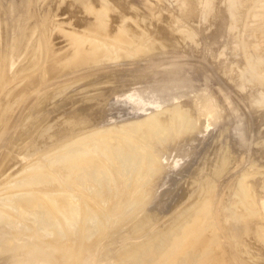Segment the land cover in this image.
Listing matches in <instances>:
<instances>
[{
  "label": "rangeland",
  "instance_id": "rangeland-1",
  "mask_svg": "<svg viewBox=\"0 0 264 264\" xmlns=\"http://www.w3.org/2000/svg\"><path fill=\"white\" fill-rule=\"evenodd\" d=\"M65 1L66 0H0V57L2 55V52L6 51L7 57L12 58L15 61V64L13 63L11 67L10 64L5 65L4 68L6 72L13 71L20 62L22 63L25 61V59L28 57L27 54L30 55V52H32V42L36 37L44 38V35L41 34L43 30V20L48 23L47 28H44L45 31L48 32V35L52 33V23H50L52 22V20L48 21L46 19L47 17H51L50 14H52V18H56V20L59 16L64 18L66 17V22L57 23L59 27L68 29L74 33H76L77 31H79V33L83 32L84 24H82V22H79V19H76L78 18L79 13L76 15L77 17L73 15V18L77 21L76 23L72 17H69L70 19L68 18V15H71L73 11H75L73 14L77 13L75 10L76 7H73L75 9L71 13H69L73 8L69 3H67V6L69 7L66 6L64 8V6L66 5ZM116 1L117 0H112L111 2L112 7L114 8L113 13L116 15L117 10H120L121 12L123 10L122 13L119 11L121 15L117 14L118 16H120L118 18L120 20H124L125 18V22L130 21L129 24L133 25L131 28L134 27L135 29L137 27L135 19H133L134 14H136L134 17L139 15L138 17L140 20H138V17H136V21H143L142 19L144 18L142 15L149 16L150 13L154 15V17H152L153 15L150 14L149 17H152L155 20L149 19V17H145V23L141 22L142 25H139V27L135 29L139 30L145 28L144 30L146 32L143 31V34L144 36L147 35V37L145 36L146 38L143 39H146V42L148 41L147 44H150L148 45L150 46L148 48V53L151 55H149L147 52H144L143 55L142 53L141 55L139 53L141 57L136 56V58L131 59L133 56H127L129 53H120L124 49L122 48V46H119L117 48L120 50H118L119 58L113 57L108 54H106V56L104 54L101 55L100 57L105 56V59L100 58V61L94 63L99 64L100 62H102L99 65L94 66L93 64H90V69L94 67L95 71H92L94 69L90 70L88 68L89 71H91L89 72V75H87L88 73H85V71L83 72V74L66 73L67 75L65 74V76L60 75L59 78L62 77L60 81H58L60 84L56 82V85L58 86H54V82L59 80V78L55 77V80L53 78L51 80L50 78V80H48V83L53 81V87L52 85V88L43 87L40 88L38 92L43 93L44 88L52 89L49 90V92H53V94L50 95L53 97H55V95H58L57 98L60 97L64 101L63 105L69 100V98L70 102L75 101V99L78 101V103H74V105L68 101L67 104L69 103L72 105H69L67 107V105L65 104V108L63 107L61 109L60 107H58L62 104L60 102V98L57 100V98H50L48 96V98H43L41 99V101L43 102V100L45 101L46 99H52L51 102L50 100H47L44 102V104L41 103L42 106L39 105L38 108H36L37 106H35L34 101H29V98L25 99V96L29 94V92H23L19 89L18 86H16L15 91L18 96L13 95L7 98V105L11 106L10 110L8 111L10 117L8 119H4L1 115L0 118V127L2 126V124L6 123L0 129V191L3 190V186L5 185L4 182H6L7 179H10L11 182L12 179L17 178H13V175H16L18 173L16 175L18 176L23 165L27 164L30 160L39 159L41 155L46 156L48 153H43L45 152L46 148L47 151L51 150L53 148L52 145H56V143H58L56 146H54L58 147L61 144L59 142H62V139V143H64V141L70 140L67 139L69 138V136L75 137L74 134L81 129V126H79L81 123L84 128V123H86L85 120L87 117L84 115L87 113L90 114L92 111H94L95 113H97V115L93 114L94 112L90 114L91 116L89 115L87 118H89V121L93 118V123H91L90 125V122H88L87 119V126L91 127H85L86 130L82 128L84 131L80 130L79 132H88V130H93L92 126H94V128L102 127L101 129L111 130L112 132H114L113 129H115L118 130L116 131L117 133H122L121 131L123 129L121 128L126 127L125 125L129 127L128 124L130 123H135V121L138 122L142 119L152 116L158 122H161L164 126H166L168 132L166 136H164L165 134H160L161 137L159 138V140H157V138H154L156 136L159 137V135L154 136V140H149V144L139 143L142 148H145V150L150 149L154 152L153 155H155L156 157L153 158L155 159V163H158V167L157 165H155V169L158 170H155L156 172L154 171L153 173L154 175L155 173H157V175L153 177L151 176V174L150 177H152L153 179H149L148 177L149 181L151 182H148V179L146 181V183H150L151 187H146L147 185L144 187L147 189H151H148L149 195L147 197V201L145 199L147 195L142 191L145 201L142 202H144L145 204H141V200H139L138 205L141 206V211L139 210L140 206L137 205L135 207L136 211L131 210L133 212L129 213L131 211H126V204L128 203V201L125 199L120 201V196L114 194V192L111 193L114 194V196L110 194L111 196H113L111 201L121 202L119 204L121 205L119 206V209L113 208L109 212L110 214H112L113 211L120 210L117 212V214H119L117 215L118 218L116 217L117 219H115L114 223H112L115 225L111 224L113 227L110 225L108 229L113 230L115 228V230H113L114 233L107 230V233L105 232V235L101 237L98 243H93L91 248L84 249L80 255L78 254L75 257L73 264H110L112 262H117V259H119V262L116 264H122L123 259L125 260L124 257L126 256V253H124L123 251L126 250L127 246H135L139 244L138 246L141 247L147 241L158 239L161 237L163 239L165 233H167L170 228L178 222V220H180L182 217H184V215L188 213V209H190L191 211V208L193 207H191V205L200 203L201 201L205 200L206 196L208 195V200L213 205V208H210V212L214 211L212 212L214 214L211 213V216L214 217L213 219L214 221H216V224L218 226V228L216 226L215 229H219L220 232L218 230L214 231L219 232L217 233L219 243L224 240L222 243H220V245L223 246V244H226L223 247H225V249H228L229 243L227 242H230L231 244V238L237 241H239L240 239L238 245L244 249L245 246H247L245 250L248 251V248L250 249L248 251V253H250V256H254L253 253L255 252H261L262 258L264 259V247L262 249V246H264L263 243H255L256 241H252L254 240L253 237L250 236L253 239L247 238L249 237V235H246V237H240L242 231L240 229L242 228L241 224V227L239 226V224H237V226L234 225L236 226L235 228L238 230V232L234 228L233 234L229 232V235H232L228 236L226 234L227 238L225 236L224 238L222 237V234L226 233L225 230L227 229L229 231L231 228V223L225 219L227 217V215H225L227 213L225 206L230 202L234 203V205H237L240 201V197L236 192V186L239 179H250L248 183L250 182L249 185L253 193L252 198L256 199V205L258 208H260L261 201L263 200L262 204L264 207V192L260 190V186H262L264 183V75L261 79H256V77L254 78L253 76H251L252 73L256 75L260 72H263L262 74H264V71H259L260 69L264 70V68L262 67L264 66V63L262 66H260L259 64H262V59H264V0H208L209 5L207 6L205 4H201L205 3L206 0H194V2H192L193 0H190V5L193 6L191 7V11H188L183 7V0H139V2L137 0H134V3L138 4V6L146 4L147 9L142 6L144 10L146 9L145 11L142 9H138L139 7L134 6L131 2L127 1L126 3V0H121L122 3H120L122 6L124 5L123 3H130L129 5H132L128 7V9L134 8L132 9L133 11L129 9L132 12L126 10V6L122 7L121 5H118V7H115L117 6V3L120 4V0H118L117 3ZM140 1L144 3L141 4ZM57 2H61V4H58ZM92 2H95L92 4L99 3L97 0H92ZM58 5L63 6V8H58ZM120 6L123 9H119ZM235 6L238 9L235 8ZM232 7H234L235 9ZM57 9H61V13L62 11L64 12L65 9L66 12L67 10L69 12H67V14L64 12V14L61 15L59 11L57 12ZM231 9L234 10V14L239 11L238 14L231 16ZM136 10H142V13L141 11L138 13ZM248 10L250 13L248 12ZM134 11H136L137 13ZM147 12L149 14H147ZM128 13H130L131 17L128 15ZM140 13L142 15H140ZM56 15L58 16L56 17ZM238 15L240 17L244 16V19L242 17L240 19L239 17H237ZM127 16H129V18L131 19L126 18ZM165 17H168L170 19ZM231 17H233L234 19ZM158 19H162V21L166 23ZM68 20L71 23L74 22L77 25L79 23V26L74 24L75 27H73L74 25L71 24ZM150 20H152L153 22L151 21L150 23ZM152 23H154L155 25ZM160 23H164L163 26ZM150 24L154 26L151 25L152 27H149ZM144 25L148 26L144 27ZM160 25L164 28L160 27ZM147 28L148 30H146ZM170 29H172V34H170L171 32H168V30ZM185 29H187L188 31ZM156 30L160 32H156ZM189 30L193 32H190ZM135 32L136 31L133 30L132 35ZM163 32L167 33V36H165V38L163 35H166V33L164 34ZM158 34H163L161 36L162 38L159 37ZM51 35L53 36L54 34L52 33ZM168 35H170V37ZM172 35H174L176 39L172 37ZM167 37L169 38L167 39ZM50 38H52L51 40L54 41V43L59 39H54L51 36ZM159 38L160 40L164 41H161L162 43H164V46L159 43ZM150 39H152V41H150ZM153 42L156 43L155 49L151 48L154 44ZM170 42L172 43V46H169ZM166 43H168L169 45ZM58 45L59 44L57 43L54 46L57 48ZM158 47L160 50H158ZM152 49H154V53L150 52ZM25 55L27 57L23 58L25 57ZM35 55L39 57V54ZM107 55L111 57H108L106 59ZM123 55H126L127 57ZM136 55H138V53H136ZM255 56H259L262 58L260 60L259 57ZM128 57H130V60H128ZM40 58L42 59V56L38 59L40 60ZM109 58L119 59L115 62L113 61L116 64H112L108 61L113 68H116L115 70L112 67L109 68L111 66L109 65V63L106 64L109 67H105L106 65L101 68L98 67L102 64H105L104 60H111ZM21 59L24 60L19 62V60ZM101 59L103 61H101ZM117 64L119 66H113ZM98 68L100 70H98ZM102 68H104V71L107 70V72L110 71V69H113L112 71H110L111 73H113V71L118 72H114L113 74L115 75H113L111 73L107 74L105 73L106 71H103L104 75H100V73H97V71L101 72ZM129 69H131L129 72H132L133 76L127 78V76L132 75L131 73L127 72ZM124 71L127 72V74ZM257 71L258 73H256ZM94 72H96L99 77H104V81L102 83V78H99L97 80V76H94L96 75L94 74ZM19 73L22 74L21 67L19 68ZM106 74L110 77L113 75V77L107 80L106 77L109 78V76H107ZM122 74H124L125 77L122 76ZM118 75H120V77ZM69 76H72L73 78H70ZM93 76L96 77V79H94ZM87 78L94 80H91L93 82H89L90 80L88 81ZM62 79L63 81H61ZM65 80V84H63ZM87 81L89 82V84H86V86L85 83H88ZM105 81L107 83H104ZM94 85H101L102 87H95ZM62 86H65L63 87L64 89H61ZM71 86L73 87L71 88ZM104 86L105 88L103 90L102 88ZM54 87L56 88V90H53ZM57 87H59L60 89ZM78 88H81L82 91ZM88 88H90L89 91H87ZM58 89L59 91H57ZM66 89H70L69 92L71 93L69 94L67 90V95H63V93H61L62 91L60 90L65 91ZM85 89L86 91H84ZM94 89L96 90V93L100 94H94L95 92H92L95 91ZM55 91L58 93H56ZM73 91H75L76 93ZM79 91L81 93L84 92L87 94L83 93L82 95L81 93H79ZM77 93L79 94L78 97L77 95H75ZM88 93L93 96L90 97ZM73 94L75 96H73ZM61 95L62 97H65L62 98ZM68 95L69 98L66 101V96ZM80 96L84 98L85 96H88L90 98L86 97L84 99ZM73 97L76 98L72 100ZM79 97L82 100H78ZM54 99L57 100V102L55 100L56 105H54L55 102H52L54 101ZM80 101H83V103H85L83 104L81 102V104L84 106L83 108L89 109L91 107V112H88V109L86 112V109H83L82 106L77 107V109L80 110L78 111L76 109V106L80 103ZM52 103L55 107L57 106L56 108L58 110H53V108L55 107H51ZM89 103H91V105H88ZM92 103L96 104L92 105ZM43 105L46 106L44 111H41L42 113L47 111L51 114L54 111H58V113L61 114L58 115V113L56 112V117L51 114V117H49V119L47 117V115H49L47 112L44 113L46 117L42 113H40V110H42V107H44ZM48 105H50L51 109H46ZM72 106L73 110L71 111ZM36 110L39 112H36ZM68 112L72 114L68 115ZM75 112L78 114V117L76 116ZM81 112L83 114H80ZM65 113L68 116L66 118H70L71 116L74 117V115L78 120L81 115L83 116V118H85H82L84 121L80 118L82 122L76 120L75 123L73 122V118L71 119L72 121L70 122H72V124L74 123V125L77 123V121L80 123L78 124L80 129H78L77 132L74 131V133V125H71L70 122L68 123V120L70 119L66 120L63 117L65 116ZM61 115L64 119L61 117ZM92 115L96 116L93 117ZM38 116L39 120H36ZM180 116H183V119L185 120L182 123L185 124V126H181L184 129L178 127V125H181V122H178ZM52 117L55 121V124H52ZM44 118H46V122L44 121ZM59 118H61L60 121L63 120L62 124L64 131L70 130L71 128V132H73L74 134L69 131V133H67V131L63 132V129L61 128L62 124H60L61 122L59 121ZM57 120L59 121V124H56ZM49 121L51 123H49ZM187 122L189 124H187ZM22 123L31 124V134H28V139L25 138L26 135H21L20 137L23 138L24 141L22 139L17 141L19 138H14L15 141L10 143L12 140H10L11 136H9V132L13 131L12 125H17V129L18 126ZM32 123H35L36 125ZM44 123H47L46 125L48 127L51 126V124L56 128L58 126V129L54 128V126L48 128L47 126L43 125ZM64 123L65 126L66 124H69L71 125V127L66 129ZM42 126H45L49 130L50 128H53L50 131L57 133V138L55 139L59 141L55 142V140L53 139L54 141L51 144L52 140L50 139L56 137V134H53L52 132H46L48 130L46 128H42ZM75 127H77V124ZM5 129H10L11 131L8 132V130ZM75 130H77V128ZM4 131L7 132L5 133ZM42 131H44L45 134ZM123 131L125 132L127 130L124 128ZM79 132L78 134H82V132ZM46 133L52 134L49 135L50 139L45 138L47 137ZM41 134L45 135V137L42 136L41 138ZM15 136L19 135L17 134ZM13 137L11 139H13ZM44 139H46V141L47 139H49L48 141H51V145L47 144L49 142H45ZM9 140L10 142H8ZM8 143H10L11 147L7 145ZM14 143L18 144L13 145ZM7 149H11V151ZM26 149L27 151L33 152V155H35L36 157L33 155L30 156L29 154L22 153L24 152L23 150ZM25 153L29 152L25 151ZM39 153L43 154L39 155ZM150 153L152 154V152ZM25 155H28V157ZM43 156L41 157L42 159L39 160L43 161L44 159H46L45 157L43 158ZM156 158H158L157 162ZM223 160H227L228 164L226 161L223 162ZM224 163L229 169L223 166ZM217 166H219V169L217 168ZM217 169L220 171V173H222L220 174ZM13 172L17 173L12 174ZM219 177H224L225 179H219ZM207 180L212 181L213 183V190L210 192L212 194H210L209 192L207 193L204 190ZM8 182L9 180L7 181V183ZM115 183H118V181ZM115 183L114 185H116ZM111 185V188H115L113 184ZM119 185L121 186V184ZM147 189H145L144 192H146ZM112 191H114V189ZM187 201H190V203H188L189 205H187ZM219 201L222 202L220 205L218 203ZM183 204L187 206H184ZM124 206L125 209L123 210ZM236 209H239V207ZM137 212L142 213H140V215L135 214ZM133 214H135L136 217L132 216ZM149 214L154 215L149 216ZM176 214L178 216H176ZM145 215H148V218L145 219L146 221H144V218H146L144 217ZM128 216L134 217L132 218V220L137 217L139 218L138 221L137 219L131 221V218L129 217L128 219ZM33 218L35 220L33 222L34 225L31 226H35L37 228V224H41L42 222H39L40 220H37L36 217ZM223 218L225 219V221ZM126 219H128L131 223V225L128 226L129 229H127L126 224L128 220ZM122 220L126 223L125 225L122 224ZM141 221L144 224H141ZM219 225L222 226V229H220L221 226ZM0 227L3 228L1 230V236L6 239V248L13 249V247L11 246L16 243L17 240L15 241V239L19 233H17L13 229H8L7 226H4L2 224H0ZM31 229L32 228H30V230ZM223 230L224 233H222ZM26 233L21 234L25 243V246L23 248L29 247L30 243H33L37 249L40 247H42L43 249H50L52 247L45 246L43 242L40 243L41 241L48 242L53 246L55 244H58L53 243L49 239L47 240L45 238H39L35 235H29V231L27 229ZM96 233H98V230ZM99 236L100 235H98V237ZM220 237H222L223 240H221ZM236 237L238 239H235ZM253 242L254 244H250ZM258 244H261L262 246L259 247ZM251 250L253 253L251 252ZM61 254L62 253L58 252V255ZM118 254L120 255L118 256ZM121 256L123 259H121L120 261ZM248 258L251 260L250 257ZM13 259L14 256H0V264H13ZM234 261H238L236 264H248L243 260L234 259ZM233 263L234 262H232L231 264Z\"/></svg>",
  "mask_w": 264,
  "mask_h": 264
},
{
  "label": "bare ground",
  "instance_id": "bare-ground-1",
  "mask_svg": "<svg viewBox=\"0 0 264 264\" xmlns=\"http://www.w3.org/2000/svg\"><path fill=\"white\" fill-rule=\"evenodd\" d=\"M66 1H68V2H66ZM66 1H65L66 5L64 6V8L67 6V3H69L72 6V8L76 7V9L73 8V9H71L70 12L68 10H67V12L71 13L74 9L77 12V13L73 14L75 12V11H73L71 13V15L69 14L70 16L68 15V18L69 17L73 18L74 17L73 15L76 16L79 13L78 18H76L77 16L75 18L79 19L80 20L79 22H82V24H84L83 25L84 26L83 32L79 33V31H77L78 33L77 32L74 33L68 29L59 27L57 23L58 22H66L67 21V19H65L66 17L64 18V17L59 16L56 20V18H52L53 16H52V14H50L51 17H47L46 19L48 21L52 20V22H50V23H52L51 32L54 35L52 36L51 35L52 33H50L48 35V32L45 31L48 23H46V21L43 20V23H42L43 30H42L41 34L44 35V38H42V37L37 38L36 37L33 40V42H32L33 46H31L32 52L29 51L30 55L27 54L28 57L26 55H25V57H23V58L27 57L25 59V61L22 62L23 64L20 61H23L24 59L19 60L20 63L15 67V69L13 71H10V67L13 65V63L15 64V61L12 58L7 57L6 51H4V52L1 51L2 55L0 57V118H1V115L4 119L5 118L8 119L10 117V114L8 111L10 110L11 106L7 105V98L9 96H13V95L18 96V94L15 91L16 86H18L19 89L23 92H29V94H27L25 96V99L29 98L28 99L29 101H34L35 106H37L36 108H38V106L41 105V103L44 104L45 101L50 100V102H51V100H52V99H46L45 101L43 100V102H42L41 99L46 98L47 96L50 98L53 97L50 95V94H53V92L52 91L49 92V90H52V89L44 88L43 93L38 92V90L40 88H43V87H49L50 88L51 85L53 87L54 84H55L54 86H58L56 84L59 83L58 81H60V79L62 78V77L59 78L60 75L65 76L66 73L83 74L84 71H85V73L86 72L88 73L87 75H89V72H91V71H89L90 66H91L90 64H93L94 66L101 64L102 62H100L99 64H94V63H96L97 61H100V58L105 59L104 57L106 56V54L119 58V55H118L119 49H117L119 46H122V48L124 49L120 53H122V52L123 53H126V52L129 53L127 56H130V57L133 56L131 59L136 58V56L141 57L140 56L141 53H142V55L144 52L148 53V48L150 47L148 45H150V44H147L148 41L146 42V39H143V38L147 37V35H145L146 36L145 37L143 34L144 33L143 31H145L144 30L145 28L139 29V30L137 29L138 31L135 30L137 27H139V25H142L141 22L145 21L144 20L145 17L147 18L151 14V13L149 14L148 12H147V14H149V16H147V15L144 16L141 14L142 10H144V8H146V6H147L146 4L138 6V4L134 3V0H133V2H132V0H126V3H127V1L131 2L134 6H138L139 7L138 9H142V10H140L141 11L140 15L143 16V18H144V19H142L143 21H136V17H138L139 15L134 17L136 14L133 13L134 14L133 19H135V23L137 26L134 29V27L131 28L133 25L129 24L130 21L125 22L124 21L125 18H124V20H122V19L120 20L118 18L120 16H118L117 14H120L119 13L120 10L119 11L117 10V12L115 11L116 15L113 13L114 8L111 5L112 0H97L99 2L98 4H92V3H95V2H92V0H66ZM93 1H95V0H93ZM109 1H110V3H109ZM117 1H116V3H117ZM137 1L139 2V0H137ZM120 2H121V0L119 1V3ZM192 2H194V0ZM121 3L120 4L117 3L116 4L117 6H115V7H118V5H121ZM126 3H123L124 4L123 6L124 7L126 6V10L132 12L133 11L132 9H134V8H132V9L129 8L132 11L128 9V7L132 6V5H129L130 3L129 4H126ZM142 3H144V2H141V4ZM190 3H191L190 0H183V7L186 8L188 11H191V9H192L191 7H193L190 5ZM58 4H61V2H59ZM201 4H205L207 6V5H209V1L206 0L205 3H201ZM95 5H97V6H95ZM121 6L119 7V9H121L123 7V6L122 7ZM142 6H144V8H142ZM67 7H69V6H67ZM58 8H63V6L58 5ZM232 8H234V7H232ZM235 8H237V7L235 6ZM67 9H69V8H67ZM248 9H250V8H248ZM58 11L61 13V9H59V10L57 9V12ZM128 11H126V12H128ZM136 11H134V12H136ZM140 11L138 10L137 12L139 13ZM233 11L234 10H232V12H231V16L236 15L239 12L238 11L236 14H234ZM64 12L67 14L66 9ZM64 12L62 11L61 15L64 14ZM122 12H123V10H122ZM159 12H160V10H159ZM248 12H249V10H248ZM128 15L131 17L130 13H128ZM151 15H153V14H151ZM57 16L58 15H56V17ZM129 16H127L126 18H129ZM165 16H167V15H165ZM152 17H154V15ZM152 17H149V19L155 20ZM233 17H231V18H233ZM237 17H239L240 19L242 17L244 19V16L240 17L238 15ZM22 18H23V16H22ZM48 18H50V19H48ZM165 18H168V17H165ZM76 19H74L75 23L77 22ZM129 19H131V18H129ZM168 19H170V18H168ZM233 19H231V20H233ZM110 20H111V22H110ZM138 20H140L139 17H138ZM152 20H150V23ZM158 20L162 21V19H158ZM146 22H148V21H146ZM162 22H164V21H162ZM75 23L73 22L71 24L74 25ZM164 23H166V22H164ZM234 23H238V22H234ZM152 24H154V23H152ZM152 24H150L149 27H152L155 25V24L154 25H152ZM163 24H161V25L163 26ZM232 24H233V22H232ZM67 25H69V24H67ZM75 25H77V24H75ZM75 25L73 27H75ZM161 25H160V27H162ZM77 26H79V23ZM146 26H148V25H144V27H146ZM67 27H69V26H67ZM165 27H166V25H165ZM162 28H164V27H162ZM162 28H161V30H162ZM133 30L136 32L132 35ZM146 30H148V28ZM171 30L172 29L168 30V32H171ZM185 30H187V29H185ZM191 30H193V29H191ZM263 30H264V28H263ZM156 32H160V31L156 30ZM190 32H193V31H190ZM163 33L165 34L166 32H163ZM170 34H172V32ZM156 35H157V33H156ZM158 35H159V37H161L163 34L162 35L158 34ZM50 36L53 37L54 39H58V38L59 39L54 43V41L51 40L52 38H50ZM163 36L165 38V36H167V33H166V35H163ZM168 36L170 37V35H168ZM169 37H167V39ZM172 37H174V35H172ZM193 38H195V37H193ZM159 40H160V38H159ZM150 41H152V39H150ZM161 41H163V40H160L159 43H161L162 46H164V43H162ZM194 41H195V39H194ZM57 43L59 45L56 48L54 45H56ZM168 43H166V44H168ZM174 43H176V42H174ZM171 44L172 43L170 42V45L169 44L168 45L172 46ZM155 45H156V43H154L153 44L154 47L152 46L151 48L155 49ZM154 49H152L150 52L154 53ZM156 49H157V47H156ZM2 50H4V49H2ZM158 50H160L159 47H158ZM136 53H138V55H136ZM139 53H140V55H139ZM35 54H39V57L42 56V59L40 58V60H39L38 59L39 57L36 56ZM103 54L105 56L100 57ZM108 55H107L106 59L108 57H111ZM116 55H118V56H116ZM149 55H151V54H149ZM123 56L127 57L126 55H123ZM130 57H128V60H130L129 59ZM255 57H259V56H255ZM112 58H109L111 60H104L105 64H102L98 67L101 68L104 65L108 64L109 62H111L113 64L115 61L119 60L118 58L117 59H115V58L112 59ZM259 58L261 60L262 57H259ZM141 59H143V58H141ZM125 60H127V59H125ZM101 61H103V60L101 59ZM263 63H264V59H262V64L259 63L260 66H262ZM7 64H10V67H9L10 72H8V71L6 72V70L4 68L5 65H7ZM114 64H116V63H114ZM109 65H111V64L109 63ZM107 66L108 65H106L105 67H107ZM113 66L117 67L119 65L117 64V65H113ZM257 66H258V64H257ZM260 66H259V68H260ZM20 67H21L22 74L19 73ZM111 67H112V65L109 68H111ZM262 67L264 68V66H262ZM99 68H98V70H100ZM92 69H94V67L91 68L90 70H92ZM113 69L115 70L116 68H113ZM113 69H110V71H112ZM86 70H88V71H86ZM130 70L131 69H129L128 71L126 70V71L129 72ZM254 70H256V69H254ZM261 70L264 71L263 69H260L259 71H261ZM92 71H95V69ZM103 71H104V68H102V71H101L102 73L98 72V71H97V73H100V75H101V74H103ZM105 71L104 72L107 74L111 73L110 71H108L109 73L107 72V70H105ZM114 72H118V71H113V73ZM127 72H125V73L127 74ZM113 73H111V74H113ZM129 73L132 74V72H129ZM256 73H258V71ZM262 73L263 72H260L259 74H256V75L254 73H252L251 76H253L254 78L256 77V79H261L264 75ZM94 74H96V72H94ZM124 74H122V76L125 77ZM113 75H115V74H113ZM113 75L111 77H113ZM94 76H97V80L99 78H102L101 79L102 81L100 80L101 83L104 81L103 76L99 77V75H97V74ZM94 76H93V78L96 79V77H94ZM107 76H109V75H107ZM118 76L120 77V75H118ZM132 76H133V74L131 76H127V78L132 77ZM55 77L59 78V80L56 79L57 81H55L54 84L52 83L53 81L48 83V80H50V78L52 80V78L54 79ZM111 77L109 76V78L108 77H106V78H107V80H109ZM70 78H73V77L71 76ZM63 79H65V78H63ZM63 79L61 81H63ZM94 79L87 78L88 81L90 80L89 82H93L91 80H94ZM118 79H120V78H118ZM82 81H84V80H82ZM65 82H66V80L63 82V84H65ZM89 82L85 83V85L89 84ZM94 82H96V81H94ZM104 83H107V82L105 81ZM71 84H73V83H71ZM92 84H94V83H92ZM90 85H91V83H90ZM241 85H243V84H241ZM65 86H62L61 89H64L63 87H65ZM97 86H99V85H97ZM97 86H95V87H97ZM72 87L73 86H71V88ZM106 87H107V85H106ZM57 88H59V87H57ZM104 88H105V86L102 89L104 90ZM59 89L57 91H59ZM70 89H66L65 91L64 90H60V91H62L61 93H63V95H65V94L67 95L66 91L68 90V92H69ZM78 89H81V88H78ZM32 90H34V91H32ZM53 90H56V88L54 87ZM89 90H90V88H88L87 91H89ZM81 91H82V89H81ZM84 91H86V89ZM64 92H66V93H64ZM73 92H75V91H73ZM92 92H95L94 94H100V93H96V90L92 91ZM56 93H58V92H56ZM70 93L71 92H69V94ZM79 93H81V92L79 91ZM83 93H81V94L83 95ZM84 94H87V93H84ZM75 95H77V97L79 96L78 93ZM75 95L73 94V96H75ZM57 96L55 95V97H53V98H57ZM89 96L92 97L93 95L91 96V94H89ZM61 97H62V95H61ZM64 97L65 96H63L62 98H64ZM66 97H67L66 98V101H67L69 98V95ZM86 97H88V96H85V98ZM90 97H88V98H90ZM59 98H57V100ZM75 98L73 97L72 100H74ZM79 98H78V100H82L81 98H84V97H81L80 99ZM55 100L56 99H54V101H52V102H55ZM57 100H56V102H57ZM60 100H61L60 102L62 103V104L59 103L62 105V106L61 105L58 106V107H60V109L66 105L68 107L69 105H72V104L74 105V103H78V101L76 99H75V101L70 102L69 101L70 98H69L68 101L72 104H69V103L67 104V102H68L67 101V102H65L66 105L65 104L63 105L64 101L61 98H60ZM56 102L54 103V105H56ZM81 102L83 103V101H80V103H79L80 105L79 104L77 106L75 105L76 109H77V107H81V106H82V108L84 107L81 104ZM83 104H85V103H83ZM94 104H96V103H94ZM94 104L92 103V105H94ZM46 105H43L44 107H42V110H40V108H39L40 113H42L41 111H44ZM54 105L52 103L51 107H55ZM88 105H91V103H89ZM85 106H87V105H85ZM51 107H50V105H48V107H46V109H48V108L51 109ZM56 107L53 108V110H55V109L58 110ZM90 108L89 109L83 108V109H86L85 110L86 112H87V109H88V112H91L92 109H90ZM67 109H69V108H67ZM76 109H74V110H76ZM37 110H36V112H39ZM72 110H73V106H72L71 111ZM93 110H96V109H93ZM78 111H80V110H78ZM46 112H44V113H46ZM56 112L58 113V111H54L51 114H53L56 117V115H55ZM60 112H61V110H60ZM76 112H75V114L77 116L78 114ZM93 112L94 111H92L90 114H92ZM44 113H42V114L44 115ZM47 113L49 114V115H47V117L48 118L51 117L50 116L51 114L49 112H47ZM66 113L64 114L65 116H63V117L66 120L70 119V120H68V123L70 121H72L71 120L72 118L74 120L73 121L74 123L76 120H78L77 119L78 116L75 118V115H74V117L71 116L70 118H66V117H68L66 115ZM42 114H41V116H42ZM60 114L58 113V115H60ZM69 114H72V113L68 112V115ZM80 114H83V113L81 112ZM87 114H85L84 116L88 117L90 115V114H88V115ZM93 114L97 115V113H95V112ZM96 115H94V116H96ZM81 116H80V118L82 119L83 116L82 117ZM61 117H62V115H61ZM87 117L85 120L86 123H84V128L81 125L82 123L80 124L78 121L82 122V120L85 118H83L82 120L79 118V120L76 123L77 127H75L76 124L74 125V123L72 124V122H70L71 125H74L73 129L77 128V130L74 129L73 132L74 131L77 132L78 129H80V128H81L80 130L84 131V130H86L85 127H89V128L91 127V126H87L88 125L87 119L91 125V123H93L92 122L93 118H92V120L89 121V118H87ZM45 119L46 118H44V121H45ZM60 119L61 118H59V121H60ZM36 120H39V116L37 117ZM52 120H53L52 124H55L53 117H52ZM52 120H50V121H52ZM50 121H49V123H51ZM59 121L57 120L56 124H59L58 123ZM62 121L63 120L60 121L61 122L60 124H62ZM183 121H185L183 119V116H180L178 122H181V125H178V127L182 128V129H184L183 127L185 126V124H182ZM47 122H48V120H47ZM178 122H177V124H178ZM35 123H32V124L36 125ZM184 123H186V122H184ZM5 124L6 123L2 124L0 129ZM46 124L47 123H44L43 125L47 126ZM52 124L49 127L54 126ZM78 124H80L79 125V126H81L80 128H79ZM187 124H189V123L187 122ZM30 125L31 124L22 123L18 126L17 129H16L17 125H15V126L12 125L13 131H11L10 129H5V130H8V132L11 131V132H9L10 133L9 136H11L10 140H12V141L10 142V140H9L8 142H10V143L14 142L15 141L14 138L15 139L19 138L17 141H19L20 139L23 140V138L20 137L21 135L23 136V134H24V136L26 135L25 138L28 139V137H29L28 134L30 133V130H31L30 127L32 128V126H30ZM68 125L69 124H66V126H65V123H64V126L66 129L71 127V125H69V126ZM128 125H129V127H127V125H125L126 127L121 128L123 130H124V128L127 130L125 132L122 130L121 131L122 133H117L116 131H118V130H115L113 128H110V129H113L115 133L112 132L111 130L101 129L102 127H95V128H97V129H95L94 126H92L93 130H88V132L85 131V133L81 131L82 134H78V132L80 131L79 130L77 133L74 132L76 134L75 135L73 132H71L72 131L71 128H70V130L65 129L67 131V133L71 132L74 134L75 137L69 136V138H67V139H70V140L64 141V143H62L63 142V139H62V142L61 141L59 142L61 144L58 147H54L58 143H56V145H52L53 148L49 147V148H52L51 150L47 151V148H46L45 152L42 151L45 154L48 153L46 156L41 155L43 153H39V155H41V157L43 156V158L44 157L46 158V159H44L45 162H44V160L43 161L39 160V159H42L41 157L40 158L38 157L39 159H36V160H30V161L28 160L29 162L27 164L23 165V167H21L22 169H21L18 176H16L18 174L17 172L12 173V174L17 173L16 175H13V178L14 177H17V178L12 179L11 182H10V179H7L6 182H4L5 183V185L3 186L4 188L1 186L3 188V190L0 191V224L7 226L8 229L15 230L19 234L15 239V241L17 240L16 243L13 246H11V247H13V249H7L6 248V246H7L6 245V239H4L1 236V230L3 228L0 227V256H3V255H5L7 257L8 256H14L13 264H73L75 257L78 254L80 255L84 249L91 248L93 243H98L100 241L101 237L103 235H105V232L109 229L110 225L112 223H114V220L118 218L117 215H119V214H117V212L120 210L113 211L112 214H110L109 212L113 208L119 209V206H121V205H119L121 203L120 201H122L124 199L128 201V203L126 204V206H127L126 211L127 210H129V211L135 210L136 211L135 207L139 204V200H141L140 201L141 204L142 203L145 204L144 203L145 201L143 198V193H145L147 195L146 196L144 194L146 196L145 199L147 201V197L149 195V190H151V189L148 188L149 189L148 190L147 188H144V187L146 185H147L146 187H151L150 183H148V182H151V181H149V179L152 178V177H150V175L152 174L151 176H153V177L155 175H157V173H155V175L153 173L155 170H158V169H155V167H156L155 165H157L158 163H155L154 158L156 156L153 155L154 152L150 149L145 150V148H142L139 143L149 144V140L153 139V137L156 135H159V137L156 136L154 138H157V140H159V138L161 137L160 134L161 135L165 134L164 136H166L168 129L166 126H164L161 122H158L152 116H149V117L142 119L141 121H138V122L135 121V123H130ZM182 125H183V127H181ZM45 126L44 127L42 126V128H46ZM60 126H59V128H60ZM119 126H122V125H119ZM48 128H46L48 131H46V130H44V131L52 132L50 130L53 128H50V130ZM54 128H56V127L54 126ZM61 128L63 129V124H62ZM127 128H130V129H127ZM56 129H58V126ZM40 130H42V129H40ZM44 131H42V132L45 134ZM66 131H64V129H63V132H66ZM4 132L6 133L7 131H4ZM81 132H79V133H81ZM52 133L56 134L55 135L56 137L50 139L49 135H52V134L46 133L47 137H45V135L41 134V138L43 136L45 138H49L50 140H52V142H51V141H48L49 139H47V141L49 142L47 144H50V142L52 144L54 140H55V142H58L59 140L55 139V138H57V133H54V132H52ZM17 134L19 136H15ZM73 134H70V135H73ZM0 136H1V134H0ZM13 136H15V137H13ZM58 136H59V134H58ZM12 137H13V139H11ZM59 138H60V136H59ZM44 140H45V142H47L46 139H44ZM10 143H8L7 145L11 147ZM17 144L14 143L13 145H17ZM24 146H27V145H24ZM27 149L23 150L24 152H22V153L29 154L30 156H32L33 152L27 151ZM7 150L11 151V149H7ZM25 151L29 152V153H25ZM150 152H152V154ZM34 154H36V153H34ZM25 156L28 157V155H25ZM33 156H35V155H33ZM157 159L158 158H156V162L158 161ZM220 161H222V160H220ZM225 161L228 164L227 160H223V162H225ZM218 164H216V165H218ZM221 164H223V163H221ZM216 165H214V166H216ZM225 165L226 164L224 163L223 166L225 168H227V165L226 166ZM157 167H158V165H157ZM218 167L219 166H217V168ZM220 169H221V167H220ZM227 169H229V168H227ZM212 170H215V169H212ZM15 171H17V170H15ZM219 173H220V171H219ZM222 176H224V175H222ZM148 177H149V179H148ZM220 178H222V177H219V179ZM147 179H148V182L146 183ZM237 179H239V178H237ZM8 180H9V182L7 183ZM245 180L239 179L237 182L236 192H237L238 196L240 197L239 203L237 205H234V203L230 202L229 204H227L225 206L226 212H227L225 214V215H227V217L225 219L231 223V228L229 231L226 229L225 230L226 233L222 234L223 235L222 237L224 238V236H225L227 238L226 234L228 236L232 235L233 230L237 226V224H239V226L241 224L242 228H240V229L242 231H241L240 237H242V236L246 237V235H249V237H247V238L253 237L254 240H252V241H256L255 243H263V245H264V207L262 204L263 200L261 201V206L259 205L260 208H258L256 205V199L252 198L253 193H252L250 185H249L250 182L248 183V181H250V179L247 180L245 178ZM117 181H118V183H115ZM114 183L117 185V187H116V185H114ZM111 184H113L115 186V188H111L112 187ZM119 184H121V186ZM204 188H205L204 190L207 193L208 192L210 193L213 190L212 181L207 180V183L205 184ZM111 189L112 190L114 189V191H112ZM145 189L148 190V193H147V190H146V192H144ZM260 190H262L264 192V183L262 186H260ZM109 191H110V193H109ZM142 191H143V193H142ZM113 192H114V194L121 197L120 201H115V202L111 201L112 197L114 196V194H111ZM110 194L113 196H111ZM210 194H212V193H210ZM208 196H206V199L201 201L200 203L194 204L195 206L190 204L191 207L193 206L191 208V211H190V209H188L189 208L188 207L187 208L189 210V211H187L188 213L186 215H184V217H182L180 220H178V222L176 224L174 223L175 225H173L172 227L170 226L171 227L170 230L167 233H165L163 239L161 237L158 239H153V240L147 241L141 247L138 246L139 244L135 245V246H127L126 250L123 251L124 253H126V256L124 257L126 261L122 258V256L120 258V261H121V259H123L122 264H231L232 262H234L233 264H236L238 261L236 262V261H234V259L243 260L248 264L249 263L250 264H264V259L262 258L261 252L256 253L253 250L256 253L255 254L251 250V252L253 253L254 256H250V253H248V251L250 249L248 248V251L245 250L247 246H245V249H244L238 245V243L240 242V239H239V241H237V240H234L231 238L230 239V240H232L231 244H230V242H227L228 240L226 239L227 240L226 242L229 243L228 249L227 248L225 249V247H223L226 244H223V246L220 245V243H222L224 240L222 237H220L221 240H223V241L220 240L221 242L219 243L217 233H219L220 231H219V229H215L217 224H216V221H214V219H213L214 217L211 216L212 214H214V213H212L214 211L210 212V208H213V205L208 200V198H209ZM217 198H219V197H217ZM195 200H197V199H195ZM142 201H144V202H142ZM136 202H138V203H136ZM186 203H187V205H189L188 203H190V201H187ZM218 203L220 205L222 202L219 201ZM185 204H183V205L187 206ZM122 206H123V204H122ZM138 206H140V205H138ZM238 207H239V209H236ZM124 209H125V206H124L123 210ZM121 210H122V208H121ZM139 210L141 211V206L139 207ZM132 212L133 211H131L129 213H132ZM140 213H142V212H140ZM140 213L137 212L135 214L140 215ZM135 214H133L132 216L136 217ZM142 215H144V214H142ZM151 215L152 214H149V216H151ZM147 216L146 215L144 216L146 218L143 217L144 221H146L145 219L148 218ZM176 216H178V215L176 214ZM176 216H174V217H176ZM33 217H36L37 220H40L39 222H42L41 224L40 223L37 224V228L35 226H31V225H34L33 222L35 221ZM129 217L131 218V221H133L135 219H137V221H138V218H139V217H137V218L132 220V218H134V217L128 216V219H129ZM141 218H142V216H141ZM128 219H126V220H128ZM225 219H224V221H225ZM139 221H140V219H139ZM231 221H233V222H231ZM123 222H122V224L125 225L126 223L125 222L123 223ZM129 223L130 222L128 220V222L126 224L127 229H129L128 226L131 225V223L130 224ZM142 223L143 222L141 221V224ZM147 223H149V222H147ZM230 223H229V225H230ZM112 225H115V224H112ZM117 225H118V223H117ZM137 225H135V226H137ZM234 225H236V226H234ZM219 226H221V225H219ZM30 228H32V229L30 230ZM117 228H118V226H117ZM217 228H218V226H217ZM227 228H229V227H227ZM26 229L29 231V235H35L39 238H45L47 240L49 239L53 243H58V244H55L53 246L52 244H50L48 242L40 240L41 241L40 243L43 242L45 244V246H52V247L50 249H43L42 247L37 249L33 243H30L29 247L23 248L25 246V243H24V239L22 238L23 236H21V234L26 233ZM220 229H222V226ZM97 230H98V233H96ZM113 230H115V228ZM113 230H108V231L109 232L111 231L112 233H114ZM214 230H218L219 232L214 231ZM236 231L238 232L237 229H236ZM229 232H231L232 234L229 235ZM222 233H224V230ZM98 235H100V236L98 237ZM106 235H108V234H106ZM237 237H239V236H237ZM237 237L235 239H238ZM247 238H246V240H247ZM253 238H251V239H253ZM60 240H62V241H60ZM242 243H244V242H242ZM250 244H254V242L250 243ZM253 246H251V247H253ZM261 246L262 245L260 244L259 247H261ZM263 247L264 246H262V249H263ZM58 252H60L62 254L58 255ZM119 255L120 254H118V256ZM248 257H250L251 260ZM118 262H119V259H117V262H112L110 264H116Z\"/></svg>",
  "mask_w": 264,
  "mask_h": 264
}]
</instances>
